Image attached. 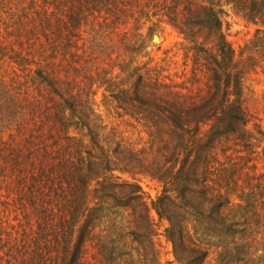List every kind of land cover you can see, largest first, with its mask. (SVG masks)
<instances>
[{
    "label": "trees",
    "instance_id": "1",
    "mask_svg": "<svg viewBox=\"0 0 264 264\" xmlns=\"http://www.w3.org/2000/svg\"><path fill=\"white\" fill-rule=\"evenodd\" d=\"M134 1L0 0V264H83L85 243L103 219V202L125 208L139 198L137 190L124 189L130 183L113 173L98 142L96 129L106 127L100 104L144 122L152 110L177 129V167L153 200L159 217L165 216L163 200L198 207L192 203L195 193L199 206L208 204L196 210V221L213 223L230 237L257 234L264 249V190L256 191L247 181L236 211L243 210L242 219H228L232 205L227 185H222L225 168L216 165L217 146L250 116L240 100L238 78L229 71L233 50L221 30L220 9L206 0L189 23L171 17L203 52L196 33L200 28L212 31L223 62L222 67L214 59L223 69L222 92L216 68L210 95L195 94L171 88L144 64L126 71L125 81L119 74L123 65L113 73L104 49L120 47L112 42V27L125 35ZM99 87L98 104L94 95ZM134 104L142 111L129 112ZM82 128L86 141L78 132ZM107 133L116 135L113 126ZM89 180L98 185L92 204L86 200ZM166 220V236L174 242V227ZM194 234L182 223L178 226L179 240ZM191 250L200 262L205 251Z\"/></svg>",
    "mask_w": 264,
    "mask_h": 264
},
{
    "label": "rangeland",
    "instance_id": "2",
    "mask_svg": "<svg viewBox=\"0 0 264 264\" xmlns=\"http://www.w3.org/2000/svg\"><path fill=\"white\" fill-rule=\"evenodd\" d=\"M214 2L213 8L220 9L217 15L222 23L221 30L233 50L229 71L238 78L240 100L250 115L245 126L217 146L216 165L222 170L225 168L227 182L222 185H227L226 193L232 205L226 211L227 218L241 220L243 210L236 211L237 205L243 204L239 195L243 189L246 191L247 181L256 191L264 190V134L258 130L264 133V0ZM205 6L206 0H135L134 14L127 20L125 35L119 34L120 28L115 32L112 27V42L116 46L119 43L120 47L104 49L112 59L109 64L113 73L119 71L118 65H123L118 73L125 81L126 71L144 64L173 89H191L195 94L210 95L214 86L213 69L217 68L221 93L223 69L218 64L222 63L223 67V62L216 51L213 32L200 28L196 33L195 43L206 49L203 52L193 47L194 41L186 39L179 25L171 19L189 23L195 10ZM123 41L129 46H123ZM101 91V87L97 88L94 95L98 104ZM141 107L134 104L128 111L140 112ZM98 109L106 123L104 129H96L98 142L111 160L113 173L130 183L124 185L128 186L124 189L137 190L139 198L125 208L103 202L99 210L103 219L85 243L83 264H264V249H261L257 234L230 237L213 223L196 221L199 217L196 210H204L208 204L199 206L201 200L195 193L192 203L198 207L186 208L177 199L174 203L163 200L165 216L157 215L153 200L161 193L162 185L176 169L179 159L180 137L173 125L163 123L152 110L145 111L147 117L151 115L152 118L144 122L109 106L100 104ZM109 126L114 127L116 135L107 133ZM78 132L81 140L86 141L85 129ZM236 134L243 136L244 142L235 138ZM95 181L89 180L87 184L89 204L96 200L93 189L98 185ZM168 193L173 198L174 193ZM166 217L174 227V242L164 230L169 225ZM181 223L190 232L194 230L190 239L177 238ZM193 247L205 251L200 262H197L196 251L191 250Z\"/></svg>",
    "mask_w": 264,
    "mask_h": 264
},
{
    "label": "bare ground",
    "instance_id": "3",
    "mask_svg": "<svg viewBox=\"0 0 264 264\" xmlns=\"http://www.w3.org/2000/svg\"><path fill=\"white\" fill-rule=\"evenodd\" d=\"M156 39H157V37L155 36V37H154V40H156Z\"/></svg>",
    "mask_w": 264,
    "mask_h": 264
},
{
    "label": "water",
    "instance_id": "4",
    "mask_svg": "<svg viewBox=\"0 0 264 264\" xmlns=\"http://www.w3.org/2000/svg\"><path fill=\"white\" fill-rule=\"evenodd\" d=\"M155 36H153V39H154Z\"/></svg>",
    "mask_w": 264,
    "mask_h": 264
}]
</instances>
